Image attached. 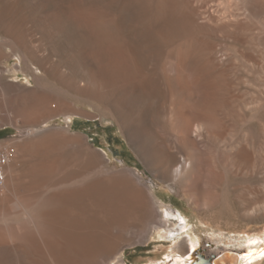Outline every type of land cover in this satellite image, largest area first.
Wrapping results in <instances>:
<instances>
[{
	"label": "rangeland",
	"instance_id": "rangeland-1",
	"mask_svg": "<svg viewBox=\"0 0 264 264\" xmlns=\"http://www.w3.org/2000/svg\"><path fill=\"white\" fill-rule=\"evenodd\" d=\"M224 5L223 0H0L9 10L8 20L0 17V130H6L0 148L11 153L0 188V241L14 237L27 249L0 246V264H65L57 259L61 237L48 249L35 234L41 229L37 206L69 192L80 197L77 210L91 202L98 219H108L107 230H100V247L107 243L112 250L106 264H172L181 257L180 243L188 254L199 253L200 263L207 253L214 263L226 252L244 254L248 239L261 235L264 216L244 215L242 205L264 194V171H254L252 164L242 165L238 174L230 170L220 142L250 136L255 148L264 146V107L250 106L264 103V74L248 64L260 60L262 45L252 36L261 34L264 16L235 30L192 19L199 9ZM12 42L28 44L31 66L41 67L38 61L45 59L58 77L24 71ZM211 51L223 55L222 61L208 62ZM9 85L7 104L2 93ZM199 123L214 134L211 139L197 136ZM151 151L178 155V166L158 165ZM30 189L39 193L37 202L29 200ZM98 196L108 204V215L96 208ZM29 203L33 207L25 209ZM110 207L129 215L122 234L104 217H110ZM30 214L35 223L29 224ZM185 221L178 238L169 239L168 229ZM213 233L221 238L204 245L201 237ZM191 236L199 238L196 246ZM259 255L250 264H264Z\"/></svg>",
	"mask_w": 264,
	"mask_h": 264
},
{
	"label": "bare ground",
	"instance_id": "bare-ground-1",
	"mask_svg": "<svg viewBox=\"0 0 264 264\" xmlns=\"http://www.w3.org/2000/svg\"><path fill=\"white\" fill-rule=\"evenodd\" d=\"M129 1V0H128ZM164 2V0H161ZM220 1V0H219ZM132 2V1H131ZM202 2V1H201ZM206 2V1H205ZM223 2L225 3V5L222 8H215L210 10L209 8H202L199 9L197 14V17L194 16L192 19L194 21L199 20V18L203 19V22H206V24L210 25V26H214V27H224L227 28L229 30V28L232 27L231 30H235L234 28H239L242 27L244 25H249V23H251L253 21V19L256 17L258 18V16L262 15L264 16V0H223ZM207 3V2H206ZM211 3V2H210ZM214 4V1H213ZM212 4V5H213ZM216 4V3H215ZM161 5V4H160ZM166 5V4H165ZM205 5V4H204ZM221 5V4H220ZM174 6V3H173ZM172 6V7H173ZM193 7V5H191ZM203 6V5H202ZM167 7V6H166ZM191 7V8H192ZM155 8V7H154ZM153 8V9H154ZM169 8V7H168ZM174 8V7H173ZM157 9V8H156ZM8 8L5 9L3 7H0V17L5 18V20H8V17H4L7 14H9V10ZM153 11V10H152ZM156 11V10H155ZM169 11V10H168ZM174 11V10H173ZM176 11V10H175ZM197 11V10H196ZM174 13V12H173ZM190 13V12H189ZM6 14V15H5ZM175 14V13H174ZM190 15V14H189ZM194 15V14H193ZM183 17V15L181 16V18ZM186 17V16H185ZM12 18V17H11ZM177 19V18H176ZM188 20V19H187ZM191 20V19H190ZM185 20L182 21V23H184ZM8 22V21H7ZM10 22V21H9ZM255 22V21H253ZM258 22V21H257ZM181 23V22H180ZM195 23V22H194ZM5 24V23H4ZM13 24V23H12ZM185 24V23H184ZM252 24V23H251ZM259 24V23H258ZM22 25V24H21ZM182 25V24H181ZM193 25V24H192ZM253 25V24H252ZM1 26V24H0ZM6 26V25H5ZM187 26V24H186ZM255 26V25H254ZM188 27V26H187ZM195 27V26H193ZM248 27V26H246ZM256 27V26H255ZM259 27V26H257ZM256 27V29H257ZM192 28V26H191ZM197 28V27H195ZM20 29V28H19ZM186 29V28H184ZM198 29H199V25H198ZM240 29V28H239ZM222 30V29H221ZM242 30V29H241ZM251 30V29H250ZM259 30V29H258ZM9 31V30H8ZM199 31V30H198ZM201 31V30H200ZM223 31V30H222ZM227 31V30H226ZM244 31V30H243ZM11 32V31H10ZM218 32V31H217ZM224 32V31H223ZM231 32V31H230ZM240 32V30H239ZM9 33V32H8ZM21 33V32H20ZM242 33V32H241ZM248 33V32H247ZM11 34V33H10ZM234 34V33H232ZM238 34V33H237ZM250 34H252V32H250ZM262 34V36H261ZM261 34L260 35H256V37L252 36V41L257 43L256 40H259V44L262 45V52L260 55V60L258 62H248V64H250L251 66H256L260 73H262V75L264 74V17L262 20V30H261ZM19 35V34H17ZM231 35V34H229ZM22 36V35H21ZM235 36V35H234ZM243 36V35H242ZM248 36V35H247ZM12 37V36H11ZM19 37V36H18ZM55 37V36H54ZM10 38V37H9ZM15 38V37H14ZM23 38V37H22ZM238 41H239V37L237 36ZM235 38V39H237ZM20 39V38H19ZM42 40V39H41ZM233 41V40H232ZM243 41V40H242ZM249 41V40H248ZM204 43H206V41H204ZM238 43V42H237ZM244 43V42H243ZM242 43V44H243ZM249 43V42H248ZM252 43V42H251ZM210 45V44H209ZM208 45V46H209ZM247 45V44H246ZM240 46V45H239ZM254 46V45H253ZM9 47H11V49L13 51H15L17 53V55L19 56V58L22 61V64H25L24 66H22L21 68L24 71H27V69L29 70H38V71H45L55 77H58V75L56 74L55 69L52 70L50 69V67L48 68L46 65V61L45 59H41L40 61H38V64L41 65V67H36L33 68L31 66V63H29V61L31 60V56L29 57L28 54L26 53L27 48H29V45L26 43H9ZM8 47V48H9ZM206 47V46H205ZM203 49L207 50V47ZM211 49V45L209 46ZM256 48V47H255ZM257 49V48H256ZM46 50V49H45ZM128 50V48H127ZM255 50V49H253ZM134 51V50H132ZM131 51V52H132ZM220 51V50H219ZM257 51V50H256ZM127 52V51H126ZM207 52V51H206ZM33 52H31L32 54ZM201 53V52H200ZM209 56L208 62H221L222 59L224 58L223 55H219L218 52L215 51H211L208 52ZM124 54V53H123ZM128 55V53H126ZM133 54V53H132ZM206 54V53H205ZM204 54V55H205ZM225 54V53H224ZM34 55H35V51H34ZM238 55V53H237ZM33 56V55H32ZM54 56V55H53ZM225 56V55H224ZM2 57V54L0 53V58ZM121 57V56H120ZM253 57V56H252ZM129 58V57H128ZM258 58V57H257ZM117 59V58H116ZM121 59V58H119ZM127 59V58H126ZM227 59V58H226ZM252 59V58H250ZM37 60V59H36ZM35 59L33 61H36ZM39 60V59H38ZM122 60V59H121ZM128 60V59H127ZM244 60V59H243ZM242 60V61H243ZM116 61V60H115ZM255 61V60H254ZM54 62V61H53ZM59 62V61H58ZM118 62V61H117ZM245 62V60H244ZM246 62H247V58H246ZM53 64V63H52ZM111 64V63H110ZM118 64V63H117ZM203 64V63H201ZM222 64V63H221ZM234 64V63H233ZM213 65H217V64H213ZM247 65V64H246ZM38 66V65H37ZM60 66V65H59ZM122 66V65H121ZM228 66V65H227ZM230 66V64H229ZM228 66V67H229ZM249 66V65H248ZM218 67V66H217ZM255 67V68H256ZM220 68V67H219ZM222 68V67H221ZM198 69V68H197ZM226 70V69H225ZM253 70V68H252ZM213 71V69H212ZM257 71V70H256ZM232 73V72H231ZM259 73V72H258ZM243 75V74H242ZM248 75V74H247ZM52 76V77H53ZM36 78L40 79L41 77L39 75H35ZM201 78V77H200ZM262 78V77H261ZM57 80V79H56ZM89 80V79H88ZM59 81V80H58ZM67 81V80H66ZM261 83L263 85V90L260 92V94L262 93L264 95V77L263 79H261ZM74 82V81H73ZM40 83V82H39ZM210 83V82H209ZM91 87L93 86H98L97 83L92 82L90 83ZM251 87V86H250ZM6 89L8 90L7 94L6 93H2L4 96L2 102H6L7 104H9L8 102H10L11 96L10 92L13 91L12 86H6ZM2 92V91H1ZM43 94V93H42ZM61 94V93H60ZM51 95V94H50ZM258 95V94H257ZM43 96V95H42ZM18 97V96H17ZM45 97V96H43ZM42 97V98H43ZM264 97V96H263ZM2 98V97H1ZM0 98V99H1ZM54 98V97H53ZM56 98V97H55ZM99 98V97H98ZM104 98V97H102ZM44 99V98H43ZM55 100V99H54ZM63 100V99H62ZM108 101V99H106ZM240 100V99H239ZM256 100V99H255ZM263 100V99H262ZM46 103V100H44ZM52 101V100H51ZM58 101V100H57ZM64 101V100H63ZM43 102V101H42ZM48 102V101H47ZM66 102V101H64ZM242 102V100H241ZM5 103V104H6ZM61 103H63L61 101ZM69 103V102H68ZM107 103V102H106ZM71 104V103H69ZM117 104V103H116ZM3 105V104H2ZM57 105V104H56ZM59 105V104H58ZM249 105V104H248ZM4 106V105H3ZM3 106H0L1 108ZM67 106V105H66ZM66 106H64L66 108ZM71 107V105H69ZM240 106V105H239ZM252 109L255 108V110L257 111V108H263L264 107V103L261 101L256 100L253 105ZM56 107V106H55ZM60 107V105H59ZM67 106V108H70ZM114 107V105H113ZM121 107V106H120ZM61 108V107H60ZM63 108V107H62ZM65 108H63L65 110ZM57 110H59V108H56ZM104 109V108H103ZM245 109V108H244ZM122 110V109H121ZM116 112V110H115ZM11 114V113H10ZM13 114V113H12ZM11 114V115H12ZM15 114V113H14ZM121 114V113H119ZM10 115V116H11ZM123 116V115H122ZM15 118V117H14ZM14 118L12 120H14ZM119 118H121V116H119ZM131 127V126H130ZM261 128V127H260ZM141 129V128H140ZM67 132L70 134L71 129L68 128ZM195 133L197 134V136H199L200 138H205V137H209L210 136V132L207 131V129L205 128L204 124H197L196 128H195ZM135 134V133H134ZM131 137L132 142H137V137L138 135H134ZM186 135V134H185ZM214 135V134H213ZM211 134V136H213ZM210 136V139H211ZM255 136V135H254ZM215 137V136H214ZM217 137V136H216ZM250 137V136H249ZM245 138L243 141H237V139L234 138H227V139H223L221 140V144L222 148H221V153L222 155L224 154V156L228 159V163L230 165L229 169L233 170L234 172H236L237 174L241 171V167L242 165H246V164H252L254 166V171L258 172L257 169L263 170L264 171V146H261L259 148H255L253 141L250 138ZM139 138V137H138ZM243 138V137H242ZM213 139V137H212ZM218 139V138H217ZM216 139V140H217ZM140 141H143L142 139H139ZM143 143V142H142ZM220 148V147H219ZM165 153V152H164ZM162 154V153H157V152H153L151 151V158L152 160H154L158 165L165 167L166 169H170L173 168L174 166H178V155L173 154L172 152L169 154ZM222 157V156H221ZM227 161V160H226ZM227 163V162H226ZM187 165V163H186ZM184 164H181V172H183L184 168H186ZM228 165V164H227ZM226 169H228V166H226ZM176 170V168H175ZM248 170V169H247ZM38 171V170H37ZM253 171V172H254ZM39 172V171H38ZM232 172V171H231ZM252 172V173H253ZM40 173V172H39ZM259 173V172H258ZM46 174V173H45ZM49 174V173H48ZM236 174V175H237ZM44 175V173H43ZM45 176V175H44ZM51 176V175H50ZM48 176V177H50ZM254 176V175H252ZM31 177V176H30ZM54 178V177H53ZM54 180V179H52ZM50 180V181H52ZM87 182V181H86ZM36 183V182H35ZM62 183V181H61ZM64 183V182H63ZM85 183V182H83ZM92 183V182H91ZM70 185V183H68ZM74 184V183H73ZM51 185V184H50ZM76 185V184H74ZM86 185V184H85ZM82 185V186H85ZM34 186V185H33ZM63 186V185H62ZM78 185H76L77 187ZM88 186H91V184ZM31 187V186H30ZM58 187V186H57ZM60 187V186H59ZM69 187V186H68ZM95 187V185H94ZM93 187V188H94ZM32 188V187H31ZM61 188V187H60ZM81 188V187H80ZM83 188V187H82ZM87 188V187H86ZM92 188V186H91ZM96 188V187H95ZM78 189V188H76ZM90 189V187H88V190ZM263 189V188H262ZM261 189V190H262ZM31 190V189H30ZM75 190V189H74ZM86 189V191H88ZM52 191V190H51ZM56 191V190H55ZM68 191V190H67ZM93 192V190H90ZM97 191V190H96ZM101 192H103L102 190H99ZM64 192V191H63ZM77 192V191H75ZM79 192V191H78ZM263 192V190L261 191ZM52 193V192H51ZM59 193V192H58ZM87 192H85V194L83 196L86 195ZM95 193V192H94ZM93 193V194H94ZM100 193V192H98ZM16 194V193H15ZM48 194V193H47ZM90 194V193H88ZM92 194V193H91ZM96 194V193H95ZM102 194V193H101ZM103 194H107V193H103ZM19 195V194H18ZM53 195V194H52ZM80 195V193L78 194ZM39 193L35 190H31L28 194V198L29 200L37 202L36 199H38ZM49 196V195H48ZM102 196V195H101ZM106 196V195H105ZM43 197V196H42ZM41 197V198H42ZM86 197V196H85ZM92 197V196H91ZM99 202H97V206L96 208H98L99 210H101L102 212L106 213L105 215H108V204L106 202H103L101 197L98 196ZM21 198V197H20ZM78 198L77 193H62L58 196L55 197H51L47 202H45L44 204L38 205V216H39V226L41 229H37V234H35V237L39 239V241H42L47 247L48 249H51V246L54 247L52 244L53 242L56 240L58 241V237H61L62 244L60 242H57V244H59V246L61 247V249L58 251L57 253V259L58 262L59 260H64L65 264H102V262L105 264L108 262V257L111 255L112 250L109 248L108 249V244L105 243L104 247H100V243L103 242L104 240H102V236L100 230L102 228H104V230L106 231L108 228V219L104 220V222L100 221L97 217V215L93 212L92 209V203H86L84 208H82L83 210H77V208L74 206V201H76ZM96 198V197H94ZM108 198V197H107ZM80 201V197L78 198ZM85 199V198H84ZM83 199V200H84ZM90 199V198H89ZM19 200V199H18ZM22 200V199H21ZM25 200V199H24ZM82 200V201H83ZM92 200V199H91ZM87 201V200H86ZM95 201V200H94ZM96 202V201H95ZM81 203V202H79ZM82 204V203H81ZM111 204V203H110ZM31 205V203H29L28 205L25 204L24 207L25 209H29L28 206ZM33 205V204H32ZM31 205V206H32ZM84 205V204H83ZM30 206V209H31ZM33 207V206H32ZM79 207V206H78ZM81 207V206H80ZM110 217L108 216H104L109 218V226H113L115 228L118 229L119 233L122 234L123 231L125 230L126 226L128 225L126 222V219L129 215H125L126 211H122L121 209L117 208V207H110ZM123 208V207H122ZM33 210V209H31ZM30 210V211H31ZM96 211V210H95ZM242 212L244 215H249V216H264V194H257L255 196V198H253L252 200H246L244 201L243 205H242ZM29 214V212H28ZM35 215H31L29 217V224L30 222L35 223V219L34 217ZM37 217V214H36ZM168 219V218H167ZM38 221V220H37ZM26 223V222H25ZM140 224V223H139ZM146 224V223H145ZM28 225V224H27ZM30 226V225H29ZM34 226V225H33ZM187 226V222L185 221V223L183 225H181L179 228H175V229H168V233H169V239H176L178 238V232L180 230H182L183 227ZM24 227V226H23ZM32 227V225H31ZM20 228V227H19ZM28 228V227H27ZM25 229V227H24ZM128 229V228H126ZM262 230V229H261ZM102 233H105L102 231ZM110 234V233H109ZM106 235V234H105ZM116 236V235H115ZM111 237V236H109ZM221 238V235L219 236L218 234L213 233L210 236H202L201 240L203 242L204 245H206L207 241H214L215 238ZM223 238V237H222ZM14 239V237H13ZM9 240V239H3L2 241H0V246H3L7 249H13L16 248L18 249L19 247H23L25 250H27L25 248V246L20 245L18 242H16L15 240ZM31 239V238H30ZM37 239V240H38ZM104 239V238H103ZM199 241V238H197ZM197 239H195L194 237L191 236L190 241L192 243L193 246H196L197 243ZM17 240V239H16ZM22 241V240H21ZM60 241V240H59ZM229 241V239H228ZM38 242V241H37ZM177 242V241H175ZM182 242V241H180ZM179 242V243H180ZM231 242V241H230ZM229 242V243H230ZM248 244L245 245V248L243 246V248L247 251V253L244 254H239V253H234V252H226L224 254H222L220 257H218L216 260H214V263L212 264H250V259H252L253 257H255L256 255L260 254L258 257L263 258L264 257V229L261 231V235L259 236H254V237H250L248 239ZM28 243V242H27ZM52 243V244H51ZM116 243V242H115ZM103 245V244H102ZM114 245V244H113ZM29 246V244L27 245ZM26 246V247H27ZM34 246V245H33ZM42 246V245H41ZM178 246V245H177ZM44 247V246H43ZM114 247V246H113ZM180 252V258H177L175 260V264H193L192 260L194 261L195 264H201L198 257H199V253H195L193 251L190 250V254H188L189 252L185 249L184 245L182 243H180V245L178 246ZM263 247V248H261ZM32 248V246L30 247ZM35 248V247H34ZM37 249V248H36ZM41 249V247H40ZM15 250V249H14ZM47 250V249H46ZM203 250V248H202ZM6 251V249H5ZM12 251V250H11ZM20 251V249H19ZM40 251V250H39ZM22 252V250H21ZM20 252V253H21ZM38 252V251H36ZM44 252H46L44 250ZM1 254L4 255V252H0ZM7 254V253H6ZM5 254V255H6ZM12 254V253H11ZM36 254V253H34ZM48 254V253H47ZM56 254V253H55ZM28 255V254H27ZM38 255V254H37ZM40 255V254H39ZM43 255V254H42ZM41 255V256H42ZM242 255H245L244 257H242ZM7 256V255H6ZM22 256V255H21ZM30 256V254H29ZM35 256V255H34ZM49 256V255H47ZM101 256L102 257V261L99 263L98 261V257ZM17 257V256H16ZM50 257V256H49ZM22 258V257H21ZM20 258V259H21ZM35 258V257H34ZM40 258V257H39ZM54 258V257H53ZM37 259V257H36ZM31 260V259H30ZM54 260V259H53ZM15 261V260H14ZM22 261V260H21ZM20 261V262H21ZM37 261V260H36ZM191 261V263H189ZM18 261H16L14 264H22ZM34 263V262H33ZM44 263V262H43ZM259 263V262H258ZM256 263V264H258ZM8 264V263H7ZM12 264V263H11ZM59 264V263H58Z\"/></svg>",
	"mask_w": 264,
	"mask_h": 264
},
{
	"label": "built area",
	"instance_id": "built-area-1",
	"mask_svg": "<svg viewBox=\"0 0 264 264\" xmlns=\"http://www.w3.org/2000/svg\"><path fill=\"white\" fill-rule=\"evenodd\" d=\"M11 162V153L7 148H0V188H4L7 180V166Z\"/></svg>",
	"mask_w": 264,
	"mask_h": 264
},
{
	"label": "trees",
	"instance_id": "trees-1",
	"mask_svg": "<svg viewBox=\"0 0 264 264\" xmlns=\"http://www.w3.org/2000/svg\"><path fill=\"white\" fill-rule=\"evenodd\" d=\"M6 130H0V135L4 134ZM204 249L206 250L205 252H209V249L205 246ZM209 256L211 255L210 253H207Z\"/></svg>",
	"mask_w": 264,
	"mask_h": 264
},
{
	"label": "water",
	"instance_id": "water-1",
	"mask_svg": "<svg viewBox=\"0 0 264 264\" xmlns=\"http://www.w3.org/2000/svg\"><path fill=\"white\" fill-rule=\"evenodd\" d=\"M245 253H247V251H245ZM203 264H212L211 260H207L205 259V261L201 262Z\"/></svg>",
	"mask_w": 264,
	"mask_h": 264
},
{
	"label": "flooded vegetation",
	"instance_id": "flooded-vegetation-1",
	"mask_svg": "<svg viewBox=\"0 0 264 264\" xmlns=\"http://www.w3.org/2000/svg\"><path fill=\"white\" fill-rule=\"evenodd\" d=\"M209 256V255H208ZM214 257H212V255H210L209 257H207L206 255H205V258L204 259H207V260H212Z\"/></svg>",
	"mask_w": 264,
	"mask_h": 264
}]
</instances>
